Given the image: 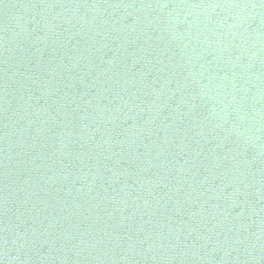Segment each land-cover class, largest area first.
Listing matches in <instances>:
<instances>
[{"label":"water","instance_id":"1","mask_svg":"<svg viewBox=\"0 0 264 264\" xmlns=\"http://www.w3.org/2000/svg\"><path fill=\"white\" fill-rule=\"evenodd\" d=\"M0 264H264V0H0Z\"/></svg>","mask_w":264,"mask_h":264}]
</instances>
